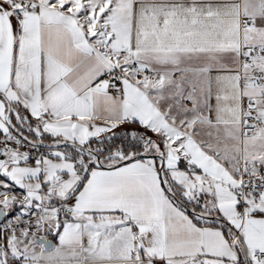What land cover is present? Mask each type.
Returning <instances> with one entry per match:
<instances>
[{
  "label": "snow or ice",
  "instance_id": "6c2138e0",
  "mask_svg": "<svg viewBox=\"0 0 264 264\" xmlns=\"http://www.w3.org/2000/svg\"><path fill=\"white\" fill-rule=\"evenodd\" d=\"M0 264H264V0H0Z\"/></svg>",
  "mask_w": 264,
  "mask_h": 264
}]
</instances>
